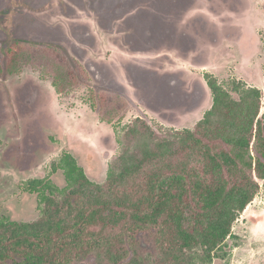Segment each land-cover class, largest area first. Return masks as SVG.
Returning a JSON list of instances; mask_svg holds the SVG:
<instances>
[{
  "label": "rangeland",
  "instance_id": "374dc122",
  "mask_svg": "<svg viewBox=\"0 0 264 264\" xmlns=\"http://www.w3.org/2000/svg\"><path fill=\"white\" fill-rule=\"evenodd\" d=\"M13 41L55 47L89 76L60 95L44 61L0 73V219L15 222L41 214L26 183L66 187L51 170L64 153L102 184L117 133L136 118L194 129L212 106L206 74L264 91V0H0V44ZM100 90L128 103L123 120L104 122L93 109L90 91ZM232 234L211 259L196 251L188 264H264V191Z\"/></svg>",
  "mask_w": 264,
  "mask_h": 264
},
{
  "label": "trees",
  "instance_id": "16d2710c",
  "mask_svg": "<svg viewBox=\"0 0 264 264\" xmlns=\"http://www.w3.org/2000/svg\"><path fill=\"white\" fill-rule=\"evenodd\" d=\"M44 61L60 95L88 80L59 49L22 41L0 44V73L17 74L28 58ZM205 79L212 106L194 129L154 128L136 118L117 133L119 152L106 181L92 182L75 157L51 163L66 187L32 180L40 217L0 219V264H188L199 251L211 259L264 191V91L242 81ZM104 122L121 121L125 100L90 91ZM123 113V114H122Z\"/></svg>",
  "mask_w": 264,
  "mask_h": 264
}]
</instances>
